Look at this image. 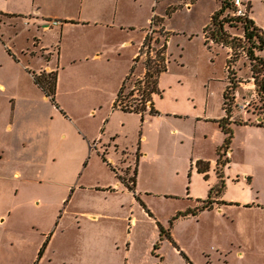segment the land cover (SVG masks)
Returning a JSON list of instances; mask_svg holds the SVG:
<instances>
[{"label":"crops","instance_id":"obj_1","mask_svg":"<svg viewBox=\"0 0 264 264\" xmlns=\"http://www.w3.org/2000/svg\"><path fill=\"white\" fill-rule=\"evenodd\" d=\"M160 3H166L165 17L178 11L168 0H0L7 65L25 73L0 77V264H264V204L248 196L227 199L225 183L246 186L245 195L255 186L264 191V117L236 110L225 146L220 122L227 78L221 113H210L208 100L202 113L175 111L159 121L153 101L162 97L173 43L164 13L157 12ZM243 3L264 35V0ZM218 9L202 35L208 51L223 49L228 61L232 49L207 43L204 32ZM31 24L36 31L28 35ZM156 30L164 35L158 49L165 46L167 70L147 103L154 114L125 111L118 94L129 96L134 75L145 80L142 52L160 43ZM81 67L85 77L73 76ZM42 74H55L53 95ZM256 92L253 77L240 82L237 107ZM201 120L218 125L212 143L205 142L206 131L215 128ZM236 136L240 145H233ZM165 158L171 185L161 191L155 183L163 181ZM147 162L154 171L145 173ZM233 164L240 172L231 178ZM43 183L63 189L60 205L70 194L73 219H81L76 238L55 244L51 227L40 231L45 216L30 219V196L35 212L42 199L50 205L51 195L37 192Z\"/></svg>","mask_w":264,"mask_h":264},{"label":"rangeland","instance_id":"obj_2","mask_svg":"<svg viewBox=\"0 0 264 264\" xmlns=\"http://www.w3.org/2000/svg\"><path fill=\"white\" fill-rule=\"evenodd\" d=\"M168 1L170 3L172 2L173 10L178 8V11L173 12V14H171V17L168 18L165 17L166 3H160L157 7V12H159V15L164 13L165 25L167 29L172 32L171 36L173 39V43L170 48V63L168 66V71L165 72L160 79V90L162 91V97L157 95L156 104L155 101H153L154 106L156 108L159 107L157 109V111L160 113L159 115H161L159 116V121H164L165 117H167L168 114L171 115L170 112L175 111L179 112L178 114H183L186 112H190L191 114L202 113L207 109L208 100H210V113L216 112L218 110H220L221 113L223 103V89L228 78V71L226 68L227 55L226 51L223 49H219L217 51L215 50L214 53L208 51V49L204 45L202 35L203 26L204 24H207L209 22L211 12L215 9H218L219 7V0ZM185 1L190 3L186 4L184 3ZM29 30L30 31L28 32V35H31V31H36L35 26L31 24ZM156 31L157 34H155L154 36L159 37L160 43L156 44L154 42L152 43L153 45L149 43V48L148 46L144 48L142 53L147 52L144 54L146 64L148 59L151 58L152 60H155L157 58V51L159 50L158 48L163 42L164 35L160 34V30ZM231 31L234 33V35H238L239 37H241L239 31L236 32L233 29ZM7 42L8 39L6 37L5 31L0 32V77L23 78L25 77L24 72L22 73L16 66L12 67L10 65H7L6 61L8 60L6 59L7 53L5 50V45L8 44ZM240 51L241 55H243V52L245 50L241 49ZM20 56L21 58L19 57V59L22 61L21 63L27 64V58L23 55ZM244 66H242L241 64V72H239L237 76L234 75V77L236 78L239 77V80H241V82H246L251 78L250 76L252 75L251 73H245L248 69H245ZM233 70L235 71V74L236 72H238L235 66H233ZM66 72H69L71 74L70 71ZM66 72H64L63 75H65ZM72 75H77L83 78L85 77V70L83 67H81L80 69L72 73ZM134 80H137V84L139 85L141 81H145L144 79L139 78L138 74L134 75L129 83H133L132 81ZM136 93L139 94L137 91ZM136 97L140 98L141 96L138 95ZM248 99L252 100L251 106L248 108V112L255 114L257 117H264V106L262 107L260 100H258V98H252V96ZM242 101H240V103ZM237 110L240 109L237 107ZM128 118L133 119L136 125L141 122L140 117L129 116ZM153 122L154 124L152 130H154V128L158 126V120H156V117L153 118ZM200 123V125L204 127L209 125L207 127L213 126L215 128L214 133L212 131H206L208 132V138L205 142L207 144L212 143V137L216 138V135H218V125H215L213 123H206L204 120H201ZM201 134L202 131L198 130L197 135ZM239 134L240 133H238V136ZM234 140L235 142L233 143V145H240L239 137L236 136ZM198 145H201V143L199 142ZM206 146L208 147V145ZM206 154H208V148H206ZM241 158L242 157H240L239 151L237 150L234 156L235 162L238 163L239 159ZM165 162L167 163L164 165V169L162 172L164 176L163 181L155 183V185L157 186L156 188L160 189L161 191H166L169 185H171L168 181H165L167 179V177H165V174L169 175L171 173L169 171L170 161L169 159L165 158ZM142 169L145 170L146 173V170L154 171L155 167L150 162H147L142 166ZM238 170V164H233L232 168L229 167L227 169L229 173L228 175L233 178V176L235 177L236 174L240 172ZM88 172L89 170L87 169L84 175L86 176ZM225 183L228 189L227 199H229V197L235 196H248L255 199V202L264 204V191L258 193L257 186L254 187V190L250 194L245 195L243 189H245L246 186L243 187L240 185H233L231 180H227ZM37 189V192L40 193V197L47 194L51 195V197L49 196L50 205L48 207L46 205L47 201L45 202V200L42 199L44 202V206L40 207L39 212H35L38 211V209L33 206V202L36 204L37 201H34V198L30 196V219L33 216L37 215H40V217L45 216L43 219H41L43 220V222H40V231H42V229L47 230L49 227H51V231H55V244H58L63 239L72 240L76 238L77 233H79V229L76 231L75 225L79 226L77 222L81 219H73L72 213L70 212L71 209L69 208L68 204L70 203V194L67 195L66 201H64L60 205L61 199L64 195L63 189L51 186L47 183L40 184ZM29 190H31V188ZM256 192L258 194H256ZM71 216L73 220L72 225L68 226L67 222H69L68 219L71 218ZM82 225L83 224H80V226ZM57 246L62 247L61 245ZM230 264H239V262L236 260V263L230 262ZM245 264H248V262H245Z\"/></svg>","mask_w":264,"mask_h":264},{"label":"trees","instance_id":"obj_3","mask_svg":"<svg viewBox=\"0 0 264 264\" xmlns=\"http://www.w3.org/2000/svg\"><path fill=\"white\" fill-rule=\"evenodd\" d=\"M219 3L220 8L212 15L210 23L204 28V32L207 43L221 44L232 49L230 58L227 61L229 84L224 92L223 108L226 115L220 122L226 134L225 146H227L233 137L229 124L231 117L237 110L235 91L241 82L239 77L237 79L234 75L237 76L241 72V64L242 66L245 65V69H248L245 72L246 74H252L250 77L255 80L258 100H260L262 107L264 106V35L251 18L234 14V0H219ZM232 29L236 32L239 31L241 37L234 35ZM241 49L245 50L243 55H241ZM164 53L165 46L157 51L155 60L148 59L145 74L146 81H143L144 83L141 81L140 85L137 84L129 96H124L123 92L118 94L117 104L120 105V108L129 112L143 113L150 109L149 112L154 114V110L151 107L148 108L147 103L151 100L152 94L159 93L157 89L158 77L167 70V60ZM233 66L238 70L236 74ZM55 78V74L40 75V82L50 95L54 94ZM136 91L141 95L140 98L134 97ZM150 103L152 102L150 101Z\"/></svg>","mask_w":264,"mask_h":264},{"label":"built area","instance_id":"obj_4","mask_svg":"<svg viewBox=\"0 0 264 264\" xmlns=\"http://www.w3.org/2000/svg\"><path fill=\"white\" fill-rule=\"evenodd\" d=\"M235 5V12L234 14L241 17L248 16V9L244 5L243 0H234ZM58 22H54V24H57ZM252 98H258V93L256 92V95H253ZM252 100H245L242 103L238 104V108L240 111H248V108L251 106Z\"/></svg>","mask_w":264,"mask_h":264}]
</instances>
